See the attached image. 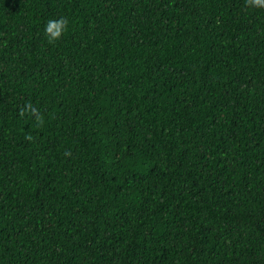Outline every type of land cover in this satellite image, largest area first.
I'll use <instances>...</instances> for the list:
<instances>
[{
    "label": "trees",
    "instance_id": "trees-1",
    "mask_svg": "<svg viewBox=\"0 0 264 264\" xmlns=\"http://www.w3.org/2000/svg\"><path fill=\"white\" fill-rule=\"evenodd\" d=\"M0 264H264V9L0 0Z\"/></svg>",
    "mask_w": 264,
    "mask_h": 264
},
{
    "label": "clouds",
    "instance_id": "clouds-1",
    "mask_svg": "<svg viewBox=\"0 0 264 264\" xmlns=\"http://www.w3.org/2000/svg\"><path fill=\"white\" fill-rule=\"evenodd\" d=\"M246 7L250 9H264V0H246ZM69 28L67 19H52L44 27L45 37L50 44H55L63 39Z\"/></svg>",
    "mask_w": 264,
    "mask_h": 264
}]
</instances>
